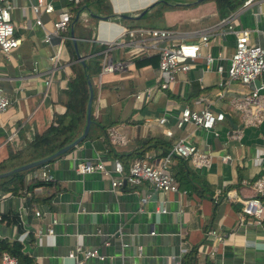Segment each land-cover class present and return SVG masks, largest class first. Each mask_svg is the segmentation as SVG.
I'll return each instance as SVG.
<instances>
[{
  "label": "crops",
  "instance_id": "obj_1",
  "mask_svg": "<svg viewBox=\"0 0 264 264\" xmlns=\"http://www.w3.org/2000/svg\"><path fill=\"white\" fill-rule=\"evenodd\" d=\"M106 1L104 8L94 0H79L75 13L69 9L73 17L66 29L70 41L74 39L71 60L61 38L64 30L50 33L48 41L41 39L66 0H42L51 10L38 11L40 24L34 23L30 10L34 0H8L13 35L19 42L7 53L0 51V89L9 100L0 111V161L62 112L59 90L69 63L77 61L76 54L83 65L97 59L100 68L105 54L122 66L87 76L94 124L88 125L87 137L40 166L47 170L52 185L34 186L36 200L24 204L30 193L24 187L40 168L36 167L24 172L22 189L0 190V213L17 217L16 223L0 220V238L18 239L34 264H72L68 253L77 244L103 255L102 259L86 257L83 264H180L189 251L194 264H264V194L259 195L263 206L259 217L239 213L240 199L253 194L251 181L264 179V116L244 123L237 105L255 87L253 80L225 81L224 72L215 69L216 65L226 67L235 30L246 29L249 42L258 44L264 56V0L244 6L241 2L226 13L214 0H165L163 7L155 0ZM137 26L169 29L171 34L156 41L157 46L196 42L206 35V43L199 46L200 54L188 69L176 73L168 88L153 87L145 100L135 99L134 93L154 84L157 64L135 65L133 57L156 52H138L130 44L124 29ZM139 38L150 43L145 35ZM54 50H58L57 58L50 61ZM206 52L212 57L208 67L203 63ZM255 78L263 83L264 73ZM257 93L264 106V88ZM183 106L206 107L223 116L209 128L189 122L176 126ZM159 116L164 117L162 123L155 121ZM165 128L169 133H164ZM234 129H238L236 137L230 135ZM179 137L208 159L195 165L189 158L170 157L169 172L184 168L187 183L175 180V191H159L146 181L130 184L124 179L131 160L158 164ZM95 160L107 173L74 169L76 161ZM115 160L121 165L120 173L112 170ZM186 169L194 176H188ZM110 178L119 179L120 184L111 186ZM202 180L208 186L201 185ZM208 229L221 240L214 241L205 233Z\"/></svg>",
  "mask_w": 264,
  "mask_h": 264
},
{
  "label": "built area",
  "instance_id": "obj_2",
  "mask_svg": "<svg viewBox=\"0 0 264 264\" xmlns=\"http://www.w3.org/2000/svg\"><path fill=\"white\" fill-rule=\"evenodd\" d=\"M251 0H243L242 6L249 3ZM79 0H66V4L63 5L56 17L51 22V29L44 30L41 39L48 41L50 33H56L60 30H65L70 21V7L78 3ZM39 6L43 11L51 10L49 3H42V0H34L30 4V10L34 14V23L40 24L37 13ZM10 4L8 0H0V51L7 53L8 50L14 47L19 38L13 35V23L9 16ZM228 15L226 18H228ZM130 37V44L136 47L137 51L147 52L148 49H153L157 53V74L155 82L151 86H146L142 90L134 93L135 99L145 100L148 98L149 93L153 87L164 89L168 88L174 80V75L178 72H183L189 67V62L199 56V46L206 43V35L199 36V40L194 41H180L177 43H170L168 45L157 46L156 41L167 37L171 34V31L164 27H133L125 28ZM147 36L150 39V43L145 44L140 42L139 37ZM58 50H54L49 56L50 61H54L57 58ZM212 57L209 53L203 55L204 67H208L211 63ZM122 66V62H112L106 58L104 54L100 60L99 72L110 71ZM217 71H223L225 81L236 80L241 83H247L258 75L264 73V56L262 48L256 44L251 43L248 40V31L246 29L234 31V44L233 48L228 56V62L223 69L221 65H216ZM252 88L248 93L244 94L242 101L237 107L244 113L246 122H255L260 117L264 116V106L258 99V88ZM9 100L6 95L0 89V111L4 110L8 105ZM253 105V108H252ZM264 105V104H263ZM222 112L212 111L209 108L202 107L200 109H190L183 106L179 109L175 118V125L180 126L183 123H192L195 126L203 128H209L216 120L222 118ZM157 123L164 121L163 116L155 118ZM238 129L231 131V136L236 137L238 135ZM164 133H169L167 128L164 129ZM189 158L195 165L203 164L207 162V158L203 154L197 152L195 146L186 139L179 137L170 146L167 153L161 157L158 164H151L141 158H135L130 161L126 173L123 175L124 179L130 184H137L140 181H146L154 189L159 191H175L176 181L172 174L169 172V159L170 157ZM74 169L77 172H86L92 170H100L104 173L107 171L104 169L101 161L95 160L88 161H76ZM112 170L120 173L121 165L115 160L113 161ZM36 177L40 179H49L50 175L47 170L40 167L35 173ZM110 185L116 186L120 184L119 179L110 178ZM253 194L240 199L241 205L239 207L240 214H249L255 217H259L262 211V204L259 199V195L264 194V179L256 178L251 181ZM229 196V195H227ZM34 214L38 215V211H34ZM50 232V229L48 230ZM207 235L213 236V240L219 241L221 237L217 235L213 229H208L205 232ZM213 245V244H212ZM209 252H212L213 246ZM73 258L72 264H83V259L86 257H96L102 259L103 255L98 253L94 248H83L79 244L75 245L73 251L68 253ZM78 254V255H76ZM0 264H18L15 256L9 254L7 251H0ZM68 264V263H62Z\"/></svg>",
  "mask_w": 264,
  "mask_h": 264
},
{
  "label": "trees",
  "instance_id": "obj_3",
  "mask_svg": "<svg viewBox=\"0 0 264 264\" xmlns=\"http://www.w3.org/2000/svg\"><path fill=\"white\" fill-rule=\"evenodd\" d=\"M216 7L220 10L221 13H226L231 11L238 6L242 0H214ZM94 3L98 7H108L106 0H94ZM158 6H165V0H159L155 2ZM80 3L75 4L70 9L75 13ZM70 19H72L73 14L70 11ZM128 21L127 19H123ZM132 21V20H129ZM131 26V25H129ZM61 38L64 43L66 50L68 51L69 59H74V52L71 46L70 38L68 37L67 29L63 31ZM157 53H152L148 56L133 57V62L135 65H142L145 63H151L152 65L157 64ZM98 60L94 59L91 62H86L84 65H80L77 61H73L68 65V72L64 76V83L60 86V92L58 97V102L63 106V110L60 113H55L52 116L51 122L48 126L42 130L39 134L35 135L31 140L27 141L22 147L9 152L6 159L0 161V170L10 168L22 163L35 160L41 157L48 155L53 152L55 149L60 146L70 142L74 137H76L82 130L84 120H85V101L87 98V86L86 80L88 75L91 73L97 72L99 70V65L97 64ZM90 123L89 126L94 124V117L89 114ZM88 134L85 135L87 137ZM83 137L82 139H84ZM81 139V140H82ZM80 140V141H81ZM73 147V146H72ZM70 147V148H72ZM69 148V149H70ZM68 150V149H67ZM163 154L165 151H162ZM179 158V157H177ZM184 159V158H179ZM43 164V163H42ZM42 164L34 165L29 168H26L21 171H15L9 173L5 176L0 177V190L2 191H11L12 193L23 187V174L27 170H32L33 168L40 167ZM44 164H46L44 162ZM188 176H194V174L186 169ZM174 179L179 183H187L188 179L185 175V170L177 167L176 169L170 172ZM202 179V178H201ZM203 181V180H202ZM24 189L29 190L30 193L25 199L24 204L27 206L36 200V197H33V192L31 189L34 186H46L50 187L52 185L51 178L49 179H40L36 176H32ZM201 185L208 186L206 182H202ZM193 187V185H192ZM196 189V187H195ZM201 190V187L199 188ZM51 193L47 194L46 197L41 198L43 201L48 200ZM10 220L12 223H16L17 217L15 214L9 215L7 212L0 213V220ZM19 229L18 225H16ZM7 251L9 254L15 256L18 264H34L32 258L28 256L21 250V243L18 239H6L0 238V251ZM180 264H194L192 262V255L189 253L184 256L180 261Z\"/></svg>",
  "mask_w": 264,
  "mask_h": 264
},
{
  "label": "water",
  "instance_id": "obj_4",
  "mask_svg": "<svg viewBox=\"0 0 264 264\" xmlns=\"http://www.w3.org/2000/svg\"><path fill=\"white\" fill-rule=\"evenodd\" d=\"M157 1H159V0H155L154 2H157ZM145 9H146V7L142 8L141 10H139L138 11V15H141L145 11ZM118 15L121 16V17H130L129 15H126V14H118ZM69 32L71 33V29L69 30ZM71 41H72V44L74 46V39L72 37H71ZM76 59L81 65H83L82 58L79 55H77V54H76ZM252 80H253V83H254L255 87L260 85L262 88H264V82L260 84L257 78H253ZM86 86H87L88 94H87V98H86V101H85V120H84V124H83L81 132L76 137H74L70 142L60 146L59 148L55 149L53 152L49 153L48 155H46L44 157H41V158H38V159H35V160H31V161L22 163L20 165L11 167L9 169L0 171V176H5V175H7L9 173H12V172H15V171H21V170H24V169L29 168L31 166L47 162L48 160H50L54 156L66 151L70 147L76 145L83 137H85L87 129H88V125L90 123V118H89L90 110H89V107H90V99H91V88H90V84H89L88 80H86Z\"/></svg>",
  "mask_w": 264,
  "mask_h": 264
},
{
  "label": "rangeland",
  "instance_id": "obj_5",
  "mask_svg": "<svg viewBox=\"0 0 264 264\" xmlns=\"http://www.w3.org/2000/svg\"><path fill=\"white\" fill-rule=\"evenodd\" d=\"M41 10V6H39V11ZM175 43H177V42H175ZM168 45V44H167Z\"/></svg>",
  "mask_w": 264,
  "mask_h": 264
}]
</instances>
